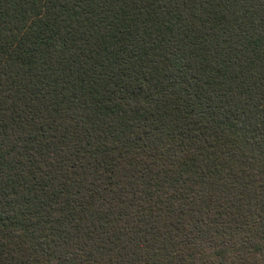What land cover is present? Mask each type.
Listing matches in <instances>:
<instances>
[{
    "label": "trees",
    "instance_id": "16d2710c",
    "mask_svg": "<svg viewBox=\"0 0 264 264\" xmlns=\"http://www.w3.org/2000/svg\"><path fill=\"white\" fill-rule=\"evenodd\" d=\"M0 264H264V0H0Z\"/></svg>",
    "mask_w": 264,
    "mask_h": 264
}]
</instances>
